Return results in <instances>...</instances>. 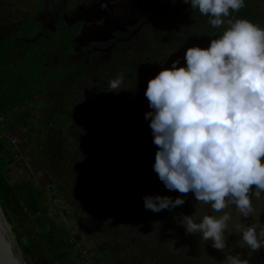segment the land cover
I'll return each mask as SVG.
<instances>
[{
	"label": "trees",
	"instance_id": "trees-1",
	"mask_svg": "<svg viewBox=\"0 0 264 264\" xmlns=\"http://www.w3.org/2000/svg\"><path fill=\"white\" fill-rule=\"evenodd\" d=\"M164 1L156 10L161 19L148 24L140 33L145 34L153 46H161L162 42L168 45L169 54L161 49L158 56L152 53L158 57L156 60L162 61L160 65L150 62L148 67L144 63L132 68L118 53L109 60H101L104 54L97 52L77 57L74 39L81 32V23L69 25L62 17L54 20L53 31L39 32L29 18L30 13L19 12L16 15L21 19L19 25L9 28L6 38L0 39V124L3 120L6 123L7 116L25 104L30 108L27 116L37 118V114L47 113L53 125L38 148L43 167H55L61 162L71 165L75 190L92 200L93 209L100 210L108 200L113 207L116 202L124 207L136 199L143 188L148 189L149 195L163 196L160 191L165 188L164 183L146 171L149 163L140 155V150H145L152 162L157 151V146L151 142L153 134L139 135V149L133 147L134 143L129 144L138 136L137 132L146 129L144 123L150 124V118H145L146 113L152 111L145 96L148 81L162 66L169 67L178 58L183 61L181 66L186 67L187 48L196 45L206 48L211 39L222 34L223 26L213 28L208 22L211 17L200 14L183 0ZM257 2L245 0V7L238 12L230 10L229 18H245L262 27L264 15ZM57 3L49 0L46 5L52 8ZM0 23L2 26V21ZM53 57L56 64L48 68L42 66L49 64ZM120 75L124 78L121 91H110L109 82ZM68 82L69 86L64 87ZM53 89L55 93H50ZM38 97L41 99L36 101ZM32 100L34 105H31ZM2 145L0 141V203L25 264H79L81 259L78 256V262L74 261L60 228L46 221L44 215L48 212L45 213L43 191L39 186L32 181L12 184L6 178L2 161L10 157L11 152ZM55 178L57 182L51 190L47 187V192L60 188V177ZM51 199L58 202L60 198L51 196ZM258 209L256 223H264V204ZM87 222L91 226L95 221L88 219ZM109 245L114 249L120 243L110 240ZM189 249L193 257L180 253L182 258L188 257L185 262L182 258L178 261L170 258L167 264L200 263L203 260L197 257L198 253L201 249H205L202 255L208 252V247L201 244ZM158 264L165 263L158 261Z\"/></svg>",
	"mask_w": 264,
	"mask_h": 264
},
{
	"label": "clouds",
	"instance_id": "clouds-1",
	"mask_svg": "<svg viewBox=\"0 0 264 264\" xmlns=\"http://www.w3.org/2000/svg\"><path fill=\"white\" fill-rule=\"evenodd\" d=\"M175 2V0H173ZM192 9L211 17L213 28L227 25L208 47L187 48L148 81L145 96L152 111L153 143L157 146L154 171L171 196L146 195L147 210L159 213L182 206L192 193L215 213L196 222L183 216L186 234L201 235L211 247H227L225 230L235 206L243 220L255 209L253 197L264 193V28L245 18L230 17L245 7V0H183ZM107 10V4L101 3ZM123 75L109 82L118 93ZM237 231L250 251L264 249V223H238ZM223 264H250L239 254L226 256Z\"/></svg>",
	"mask_w": 264,
	"mask_h": 264
},
{
	"label": "rangeland",
	"instance_id": "rangeland-1",
	"mask_svg": "<svg viewBox=\"0 0 264 264\" xmlns=\"http://www.w3.org/2000/svg\"><path fill=\"white\" fill-rule=\"evenodd\" d=\"M57 1V5L50 8L46 5L49 0H0V21L3 24L0 26V39L6 38L9 28L15 29L19 25L21 19L16 15L19 12H27V14L30 13L29 18L37 25L39 32L46 29L53 31L54 20L59 17H62L69 25L81 23V32L74 39V49L77 52L82 44L89 42H92V45L96 47L101 45L107 47L110 45V39L107 40L110 38L109 32L117 28L112 25L106 30V27L98 24L96 20L102 18L104 13V17L115 19L117 24L123 23L122 16L134 17L130 14L131 12L137 11L138 14H141L145 11L142 6L149 5L148 0ZM101 3L107 4V11L104 12ZM257 4L264 15V0H258ZM226 27L227 25H223L222 33ZM167 46L166 42H162L161 46L158 44L153 46L151 40L142 33L136 38H131L120 51L115 52L121 55L126 62H129L132 68L141 67L144 63L148 67L150 62L152 65L162 64L161 60H156L157 52L160 49L167 52ZM153 52L157 56H153ZM167 54L169 53L167 52ZM55 59L56 57H53L49 64L43 63L42 66L47 68L53 66L54 63L56 64ZM105 62L107 61L105 60ZM182 62L181 60L178 67L182 65ZM98 68L99 66L95 70ZM154 70L158 72L157 69ZM68 86L69 82L64 87ZM55 90H50V93H55ZM39 99L41 98L38 97L35 100ZM31 105H34L33 100ZM29 109L26 104L20 106L17 111L7 116L6 123L3 120V123L0 124V141L3 142L2 146L11 152V156L2 161L4 174L12 184L32 181L39 186L43 191L45 213L48 212L44 217L50 226L59 227L61 233L65 235L74 261L78 262L77 257L79 256L81 259L79 264L82 262L85 264H158V261L167 264V260L170 258L175 261L180 260L182 258L180 253L186 252L193 257L189 248L201 244V246L208 247V252L206 251L207 254L202 255L201 252L205 249H201L197 257L203 261L195 264H223L229 254H239L241 258L249 259L250 264H264V249L249 257L250 249L244 244L242 234L236 229L238 223L253 224L257 222L258 206L264 204V193H261L260 199L253 197L255 211L247 220L241 218L235 206L225 209L231 213V220L225 230L227 247L223 251L211 247V241H204L199 234L185 233V228L182 225L184 215H192L196 222H200L204 215L218 216L222 214L213 212L210 205L196 201L192 193L185 197L186 202L182 206H177L171 211L165 209L159 213L144 207L143 197L149 195L148 189L144 188L135 197L136 199H132L124 207L118 205V202L115 204L116 207H113L111 201L108 200L101 205L100 210H97L96 207L93 209L95 205L92 200L75 190L71 165L61 162L55 167H43L41 156L38 155V148L44 134L53 124L47 113H35L38 115L37 118L33 115L27 116ZM144 125L146 129L137 132L138 136L136 135L137 137H133L129 141V144L134 143V148L139 149L137 138L141 133L152 134L150 124L144 123ZM69 144L67 143L68 147L71 145ZM63 153H66V149L63 150ZM140 155L149 163L146 166V171L149 170L148 172H152L153 176L158 179L159 177L153 169L155 155L152 162L145 150H140ZM56 167L59 170L54 172L53 168ZM62 171L69 172V174ZM55 176L60 177V188L57 185L56 192H47V187L51 188L57 182ZM160 192L163 196H171L173 199L181 195L176 191H169L166 187ZM51 196L60 199L55 202L52 201ZM75 214H78V217ZM88 219L95 222L90 226L87 222ZM110 240L118 241L120 246L113 249L109 245ZM187 258H182V261L185 262Z\"/></svg>",
	"mask_w": 264,
	"mask_h": 264
},
{
	"label": "flooded vegetation",
	"instance_id": "flooded-vegetation-1",
	"mask_svg": "<svg viewBox=\"0 0 264 264\" xmlns=\"http://www.w3.org/2000/svg\"><path fill=\"white\" fill-rule=\"evenodd\" d=\"M163 1L164 0H148L149 5L142 6V8L145 9L143 13L138 14L137 11H134L130 13L134 15V17H129L128 15L126 17L122 16L121 20L123 23H120L118 21L120 23V24L118 23L119 26L115 19L106 18L104 17L105 14L103 13L102 18L96 20L97 23L103 25V27H106V30H108L109 27H112V25H114L115 28H117L116 30H111L109 32L110 38H108L107 40L110 39V45L105 47L101 45L102 44L101 42H100L101 45L100 47H96L95 45L93 46L92 42H89L88 44H82L78 49L77 57H87L88 55H90V53L97 52L104 54L103 58L109 60L112 54L114 55L116 52L120 51L126 42H128L131 38H136L137 36H139L142 30L146 26H148V24L153 25L154 23H156L161 19V17H159V14L156 10L158 4ZM105 11L107 10H104V12Z\"/></svg>",
	"mask_w": 264,
	"mask_h": 264
},
{
	"label": "water",
	"instance_id": "water-1",
	"mask_svg": "<svg viewBox=\"0 0 264 264\" xmlns=\"http://www.w3.org/2000/svg\"><path fill=\"white\" fill-rule=\"evenodd\" d=\"M51 190V188H50ZM0 264H25L0 203Z\"/></svg>",
	"mask_w": 264,
	"mask_h": 264
},
{
	"label": "built area",
	"instance_id": "built-area-1",
	"mask_svg": "<svg viewBox=\"0 0 264 264\" xmlns=\"http://www.w3.org/2000/svg\"><path fill=\"white\" fill-rule=\"evenodd\" d=\"M0 120H2L1 117H0Z\"/></svg>",
	"mask_w": 264,
	"mask_h": 264
}]
</instances>
